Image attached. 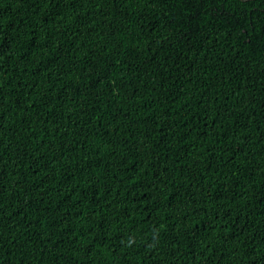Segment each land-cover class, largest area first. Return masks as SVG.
Here are the masks:
<instances>
[{
  "label": "trees",
  "instance_id": "trees-1",
  "mask_svg": "<svg viewBox=\"0 0 264 264\" xmlns=\"http://www.w3.org/2000/svg\"><path fill=\"white\" fill-rule=\"evenodd\" d=\"M0 264H264V0H0Z\"/></svg>",
  "mask_w": 264,
  "mask_h": 264
}]
</instances>
